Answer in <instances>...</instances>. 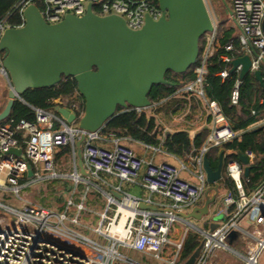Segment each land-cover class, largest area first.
Segmentation results:
<instances>
[{
	"label": "built area",
	"instance_id": "obj_1",
	"mask_svg": "<svg viewBox=\"0 0 264 264\" xmlns=\"http://www.w3.org/2000/svg\"><path fill=\"white\" fill-rule=\"evenodd\" d=\"M30 5L39 9L48 24L59 23L68 15L81 17L89 5L99 16L121 17L132 30L142 29L147 17L158 21L163 16L158 0H19L17 8L22 23L18 26L0 24V37L6 28L24 25L23 12ZM231 6L239 48L235 49L233 42L224 47L227 52H237V56L227 53L220 56L224 69L218 76L222 80L228 78L233 60L248 55L251 58L248 74L254 76V72L260 70L264 77V0H231ZM209 34V38L208 34L206 36L202 65L196 69L197 79L174 94L195 93L203 101L211 118L210 132L196 156L200 168L196 183L183 179L180 170L171 163H156L136 155L122 143L121 138L114 135H110L113 138L112 146L107 147L104 145L106 137L101 132L84 131L79 125L66 126L51 111L36 109L33 122L21 120L16 123L10 120L0 125V184L9 183L16 193L23 187L18 182L27 175L28 163L34 171L35 181L63 177L56 171V154L67 146L72 148L73 142L85 134L83 158L91 177L86 179L74 172L71 178L76 187L82 184L87 189L89 186L96 188L101 181L100 176L105 175L118 179L121 184H136L140 181L142 188L150 194L149 198L142 199L124 192L118 186L114 191L121 195V199H117L103 191L107 199L106 209L100 214L97 226L91 229L101 241L69 226L80 224L79 213L84 209L83 204H79L78 213L70 217L69 208L74 206L72 200L65 212L60 213L32 205L18 209L0 202V264H142L120 250H131L161 261V254L167 246L174 248L175 256L165 262L177 264L185 240L173 242L169 233L180 219L177 212L197 203L202 197L206 183L202 158L210 149L222 148L240 136L220 104L209 99L203 89L206 62L216 45L217 25L215 32ZM2 69L0 55V73ZM240 71L241 66H238L235 72L240 75ZM241 83L242 80L237 79L230 98L231 106H238ZM56 103L61 106L60 99ZM259 103L264 105V98ZM69 110L77 118L84 113L80 111L77 115L79 109L76 105ZM258 113L252 111V115ZM263 125L264 114H261L250 129ZM11 148L22 149L21 156L8 154ZM242 154L247 156L249 165H252L254 152L247 150ZM226 173L235 189L228 190L224 196L225 220L214 230H197L201 247L195 264H212L214 257L221 251L237 254L227 243L233 231L248 237L247 254H237L245 261L244 264H264V181L252 192H246L244 165L239 160L229 161ZM154 195L169 200L171 204L165 206L155 202L152 198ZM140 202L160 207L161 210L140 209Z\"/></svg>",
	"mask_w": 264,
	"mask_h": 264
},
{
	"label": "water",
	"instance_id": "obj_2",
	"mask_svg": "<svg viewBox=\"0 0 264 264\" xmlns=\"http://www.w3.org/2000/svg\"><path fill=\"white\" fill-rule=\"evenodd\" d=\"M163 16L154 21L146 18L140 30L127 27L116 15L99 16L92 5L81 17L68 15L61 22L48 24L35 5L24 12L21 27L6 28L0 37L2 75L10 85L8 101L0 112V123L9 118L16 100L29 89L58 85L63 77L73 78L77 91L84 100V113L80 118L62 106L54 108V116L66 126L78 122L84 131L101 132L103 127L120 110L145 111L153 106L149 99L155 85H172L167 74L186 73L196 64L200 55V41L216 30V23L206 0H158ZM222 4L233 18V10L225 0ZM241 66L239 79L249 73L251 58L248 55L232 62V71ZM255 79L264 89L262 71L254 72ZM82 134L73 142L75 172L90 178L83 158ZM8 154L21 156L22 149L11 148ZM214 169L204 155L202 169L209 191L218 193L223 180V153ZM248 178L251 165L247 156L239 153ZM27 178L34 180V171L28 163ZM208 191V192H209ZM203 207L183 213V221L198 229L191 220H201L210 213L215 198H208ZM121 199L120 194H115ZM140 209L156 211V207L140 202ZM231 238H229L230 241ZM200 248L184 264H195Z\"/></svg>",
	"mask_w": 264,
	"mask_h": 264
},
{
	"label": "trees",
	"instance_id": "obj_3",
	"mask_svg": "<svg viewBox=\"0 0 264 264\" xmlns=\"http://www.w3.org/2000/svg\"><path fill=\"white\" fill-rule=\"evenodd\" d=\"M18 2L19 0H0V24L18 26L22 23V17L17 8ZM219 25H217L216 45L206 62L203 89L209 99L220 104L233 129L239 131L240 136L222 148L210 149L206 156L212 167L216 169L220 161L219 155L223 153L222 183L227 190H234L235 185L226 173V166L229 161L238 160L239 153H245L247 150L253 151L255 159L251 165L250 175L248 178H244L245 190L250 193L264 181V125L250 129V126L259 120L261 114H264V105L259 103V100L264 98V89L252 74H248L240 85L238 106L230 105L231 94L240 75L235 71H230L228 78L222 80L218 76V73L224 69V63L220 56L224 53L237 56V52H227L224 47L233 42L235 49H238L239 41L235 37L236 29L234 27L221 28ZM206 36L200 41V55L195 65L183 74H167L166 79L172 85L153 86L149 95L152 104H160L162 101L173 97L178 89L197 79L196 69L202 65L203 53L207 43ZM21 98L22 100L15 101L9 118L0 125L6 124L10 120H14L16 123L21 120L33 122L35 121L36 109L54 113V108L58 106L56 103L58 99L64 108L72 109L76 105L79 109L76 111L77 115L80 111H84L83 97L77 91L75 80L70 77H63L62 81L53 87L29 89L21 95ZM253 110L258 111V115H252ZM160 126L158 119L149 117L145 111L120 110L115 117L107 122L101 133L103 136L114 135L118 138H129L144 145L160 148L180 159H184L189 154L198 156L208 133L203 130L191 140L186 131L163 134ZM70 152V146L62 148L56 154V160L59 161ZM29 182L30 180L25 175L18 183L20 186H24ZM200 247L201 237L199 234L189 233L185 238L180 259H190Z\"/></svg>",
	"mask_w": 264,
	"mask_h": 264
},
{
	"label": "rangeland",
	"instance_id": "obj_4",
	"mask_svg": "<svg viewBox=\"0 0 264 264\" xmlns=\"http://www.w3.org/2000/svg\"><path fill=\"white\" fill-rule=\"evenodd\" d=\"M229 3L231 4V0H229ZM208 7L210 9V13L212 17L215 20L216 25H219L221 28L223 27H234L233 24L230 21V15L226 12L223 4L222 6H219V4L214 3L213 1L207 0ZM217 10H219V13H217ZM208 34V37L209 38ZM7 103V100L4 103L3 109ZM200 104V102H199ZM177 110L179 109L178 106L175 107ZM173 108V105L170 104H163L161 106H158L157 112H162V118H161V130L163 134L166 132L168 127L165 126H172L175 128L182 125V120H171L170 114L175 111L176 109ZM201 111H198L196 116H189L190 114H184L182 118H190L193 119V126H200V117H205L202 107H199ZM175 109V110H173ZM154 109H147V114H152ZM1 112V111H0ZM192 113V112H191ZM203 113V114H202ZM202 114V116H201ZM192 115V114H191ZM159 121V119H158ZM160 123V121H159ZM2 125V124H1ZM71 126H76L78 123L70 124ZM122 143L128 147H130L138 156L143 155L147 150L133 142L132 140L126 139L123 140ZM103 145V143H100ZM105 145V144H104ZM107 146V145H106ZM158 154V152L156 153ZM186 166H189L188 163H184ZM173 165H175L178 169L180 167V162L175 160L173 162ZM55 167L56 171L63 175V177L56 178V179H50V180H39L30 182L23 187L20 188L19 193H16L15 190L12 189V186L9 183L0 184V202L21 209L26 205H32V206H41L45 207L51 210H56L59 213L65 212L69 201L72 200L74 202V206H71L69 208V215L70 217L75 216L78 213V205L83 204L84 209L79 213V221L80 224L77 225H69L74 230L83 233L84 235L101 241L102 239L94 234V232L91 230L92 228L97 226V223L99 222V214L103 211L105 208V201L103 199L102 193L97 191L95 188L90 187L87 189L86 185L80 184L79 186H75L74 181H72V174H74L75 170V159L72 153V148L70 154L66 155L65 157H62L59 161L56 160L55 156ZM1 183V182H0ZM221 185V184H220ZM123 187L126 191L131 192L133 195H141V187L138 185H128L123 184ZM219 192V191H218ZM225 193V192H224ZM145 194L149 195L148 192ZM219 195V194H218ZM194 223H196L194 221ZM220 224L218 222H211L208 225L209 230H214L217 227H219ZM194 232L192 229L187 228L186 225L183 223L175 224L169 233V238L173 242H180L181 240H185L186 236ZM233 235L235 241L237 242H243V245L237 247L235 250L237 254H247V247L249 245L248 237L243 236L241 233L237 231H233L231 236ZM122 253H124L126 256H129L132 259H136L142 264H167L165 261H170L171 259H174L175 251L174 248L171 246H167L161 256L163 260H156L152 256H145L143 254L131 251V250H120ZM236 253L231 251H221L217 254L216 257H214L212 264H244L245 261L240 258L239 255H235ZM264 257V255H263ZM197 259V257H196ZM189 259L186 260H179L177 264H184L188 262ZM264 260H262L263 262Z\"/></svg>",
	"mask_w": 264,
	"mask_h": 264
},
{
	"label": "crops",
	"instance_id": "obj_5",
	"mask_svg": "<svg viewBox=\"0 0 264 264\" xmlns=\"http://www.w3.org/2000/svg\"><path fill=\"white\" fill-rule=\"evenodd\" d=\"M230 21L234 26V21H233L232 17L230 18ZM9 90H10L9 82L4 77V75H2L0 73V111L3 110V106H4L5 101L6 100L8 101ZM199 102H200V104H199ZM163 104H170L171 106L173 105V108L178 106L179 109L178 110L176 108H175L176 110L173 109L175 111H173L170 114L169 117L171 120L176 121L178 119L179 120L183 119L182 125L179 127H176V126H175V128L172 126L169 127V126H167V124H165V126L168 127V129L166 130L165 133L186 131L189 133L190 139L193 140L199 132L206 130L208 132L207 133V136H208L210 129H211V118L207 113V110H206V107H205L203 101L195 93H187V94L182 93V94H178V95L176 94V95H173V97H170V98L162 101L160 104H153V106L151 107L152 109H154L153 113L147 114V115L149 117H155V118L159 119L160 125L162 124L161 123L162 112H157V110H158L157 108H158V106H161ZM199 107H202V110H203L205 117L204 118L200 117V121H201L200 126L194 127L193 126V124H194L193 119H191V117L196 116L195 113L197 114L198 111H201V109ZM145 112H146V110H145ZM184 114L185 115L190 114L189 116H191V117L190 118L187 117L184 119V117L182 118V116H184ZM202 114H201V116H202ZM105 137H106V139L104 140L105 146L107 145V147H111L113 138L111 136H104V138ZM121 139L123 141V140L129 139V138H121ZM133 142H135V141H133ZM135 143L143 146L147 150L143 155H141V157H144L146 159H151L156 163L168 162V163L173 164V162L175 160H177L180 162V167H179L180 176L183 179L188 180L190 182H193V183L198 182L197 175L200 173V168L196 162V156L189 154L184 159H180L174 155L168 154L163 149L144 145V144L139 143V142H135ZM157 152H158V154H156ZM185 162L188 163L189 166H186L184 164ZM75 165H76V163H75ZM74 172H75V170H74ZM100 178H101V181H99V184L96 187V188H99L100 190L96 189L95 187H93V188H95L97 191H99L103 195V199L105 201V208L101 212V213H103L106 209V200H107L105 195H104V192H109L115 196V194H118V193H116L114 191V188L118 187V186H121L124 192L130 193V194H131V192L126 191L125 188L123 187V184H128V183L121 184L118 179H116L112 176L102 175V176H100ZM220 184L221 185L219 187V192L217 193L214 190L209 191L210 186L207 183H205L204 192H203L200 200L193 205L183 207L179 212H177L180 216V219L178 220V222L176 224L183 223L184 225L187 226V228L192 229L195 233H197V230H209L208 225L211 222H218L221 225L225 220V217H224L225 206H224L223 201H224V196L228 190L224 187L222 182ZM128 185H138L141 187V195H135V196L140 197L142 199H147L150 197L149 195L145 194L147 191H145L142 188L140 181H137L136 184H128ZM207 192H208V198H210V199L215 198V201L209 207L210 213L208 216L204 217L201 220H191V222L198 228V229H193L192 227H190L189 225H187L183 221L182 214L183 213H191L195 207H203V205L205 204L206 199H207V196H206ZM152 198L155 202L163 204L165 206H168L171 204L169 200L163 199L160 196L154 195V196H152ZM147 207H149V205H147ZM156 209L161 210L160 207L159 208L156 207ZM101 213H98L99 217H100ZM194 221L196 223H194ZM229 238H231L230 241H229ZM227 243L233 250H236L237 247L241 246L243 242H238V241L236 242L233 235H232V236L228 237ZM235 255H237V254H235Z\"/></svg>",
	"mask_w": 264,
	"mask_h": 264
},
{
	"label": "flooded vegetation",
	"instance_id": "obj_6",
	"mask_svg": "<svg viewBox=\"0 0 264 264\" xmlns=\"http://www.w3.org/2000/svg\"><path fill=\"white\" fill-rule=\"evenodd\" d=\"M210 1H213L214 3L219 4V6H222V1H223V0H210ZM225 1H226V3L229 5V9H232V6H231V4L229 3V0H225ZM217 13H219V10H217Z\"/></svg>",
	"mask_w": 264,
	"mask_h": 264
},
{
	"label": "bare ground",
	"instance_id": "obj_7",
	"mask_svg": "<svg viewBox=\"0 0 264 264\" xmlns=\"http://www.w3.org/2000/svg\"><path fill=\"white\" fill-rule=\"evenodd\" d=\"M0 182H1V181H0ZM113 230H115V228H114Z\"/></svg>",
	"mask_w": 264,
	"mask_h": 264
}]
</instances>
